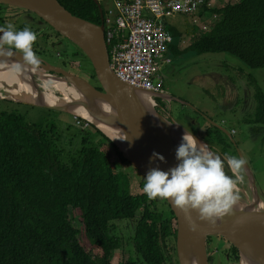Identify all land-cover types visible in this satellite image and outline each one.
<instances>
[{
	"label": "trees",
	"instance_id": "obj_1",
	"mask_svg": "<svg viewBox=\"0 0 264 264\" xmlns=\"http://www.w3.org/2000/svg\"><path fill=\"white\" fill-rule=\"evenodd\" d=\"M57 1L74 16L101 23L93 0ZM208 2L198 15L200 19L214 15L216 20L183 50L179 49L182 34L169 29L173 41L168 56L224 52L250 68H264V0H237L217 7H208ZM98 4L105 11L99 0ZM14 11L27 15L20 25ZM39 21L29 11L0 4V25H27L37 34L32 45L36 55L48 48L50 33L61 36ZM196 31L194 25L192 32ZM71 58L88 62L77 47ZM89 74L95 80L92 69ZM240 101L245 106L247 96ZM250 103L253 112L246 122L264 142V92L255 88ZM208 125L201 139L213 153L209 144L228 155L226 135ZM77 129L71 135L54 124L31 123L16 110H0V264H164L169 253L175 255L176 219L168 204L146 197L142 175L139 192L132 193L124 165L132 166L116 145L92 124ZM105 147L112 148L116 160ZM226 170L231 176L227 165ZM120 220L132 222L130 239L138 260L112 262L120 247L115 226ZM230 248L237 261V250Z\"/></svg>",
	"mask_w": 264,
	"mask_h": 264
},
{
	"label": "water",
	"instance_id": "obj_2",
	"mask_svg": "<svg viewBox=\"0 0 264 264\" xmlns=\"http://www.w3.org/2000/svg\"><path fill=\"white\" fill-rule=\"evenodd\" d=\"M93 1L101 16L102 11L98 0ZM0 4L33 13L42 22L73 43L88 59L101 89L99 91L81 77L39 60L37 65L28 66V68L24 66L21 70L25 75H29L32 84H35V81L33 74L29 73V68L37 72L42 70V74L51 77L56 76L51 72L57 73L59 76L56 77L62 78L66 84L75 88L80 93L81 99L58 105H46L42 102L20 99L19 103L71 115L70 107L72 105L83 107L88 114L94 116L97 122L116 127L120 131L123 139L122 146L118 150L142 176L151 167H159L161 170L167 171L168 168L175 166L177 161L174 158V135L177 130L183 132L185 128L175 123L171 118L167 119L154 108L155 97H162L166 101H170V97L162 92L151 93L134 88L114 75L109 65L104 41V28L101 23L96 25L72 15L57 0H0ZM162 23L165 24L164 21ZM20 60L21 57L17 54L11 58H4L2 61L15 64ZM139 93L150 95L153 114L145 108ZM0 98L3 97L0 96ZM97 101L107 107V113L98 108ZM212 125L230 137L227 130L215 123ZM192 135L198 143H204L212 152L199 135ZM107 137L116 145L111 137ZM153 152L163 156V161L156 158L150 161L149 158ZM238 156L244 159L239 151ZM244 166L249 172L246 164ZM247 176L250 177L253 188V205L237 201L232 213L225 215L214 225H210L206 221H197L195 212L186 216L165 200L176 219L175 253L178 264H208L206 237L216 235L221 236L237 249L239 264L242 259L249 264H264V210L255 208L254 204L260 201V197L255 189L252 176L248 174ZM190 220L195 223L194 231L189 230Z\"/></svg>",
	"mask_w": 264,
	"mask_h": 264
},
{
	"label": "rangeland",
	"instance_id": "obj_3",
	"mask_svg": "<svg viewBox=\"0 0 264 264\" xmlns=\"http://www.w3.org/2000/svg\"><path fill=\"white\" fill-rule=\"evenodd\" d=\"M235 1L237 0H211L210 7H217ZM99 2L105 10L113 6L111 0H99ZM19 13L20 11L17 12V16H14V14H9V16L12 18L14 16V19L20 25L27 15ZM191 19L180 14L165 17L166 29L168 31L174 29L182 34L179 43L180 50L185 49L192 39L198 37L201 32L207 31L209 26L216 20V16L209 15L205 19L198 17V20L194 22L196 24H193ZM194 25L197 28L195 34L192 32ZM203 26L206 27V30H203ZM32 29L34 30V27ZM63 40L68 43L69 47L73 46L69 41ZM168 57L171 61L168 64H162L156 81H161V91L164 95L170 97V101H166L162 97H155L154 101L159 105L156 108L157 112L164 114V111H166L175 123L188 129L192 134H196L195 126L189 121H185L184 115L196 122L199 131L204 126L209 127L208 123L211 125L215 123L227 130L230 133V137H227V139L232 147L228 150V155L240 158L238 156L239 151L250 172L249 174L243 166L239 173L241 180L236 184L240 189L236 193L239 196L238 202L246 203L253 196V192H250V189L252 191V185L250 177L246 174L247 171L248 175L253 178L260 201L264 204V142L259 135H254L253 124L248 123L250 121L246 122L247 118H250L248 116L253 112L250 111V97L253 95L255 88L264 92V68H250L238 58L224 52L195 54L186 51L178 56L170 55ZM72 64L74 65L72 71L75 74L82 75L83 72H88L83 67H78L77 62ZM84 67L89 69L90 64L87 63V67ZM93 83L96 85V81ZM0 95L3 97L0 98L1 100H9V102L0 101V110H16L31 123H41L44 126L54 124L57 130H64L65 133L71 135L77 134L79 131L77 127H74L73 115L69 113L16 104L19 103V100L7 99V94L2 88L0 89ZM244 96H247L246 107L240 101ZM200 137H205V133L202 132ZM209 145L212 146L213 154L220 156L223 161L224 156L219 154L218 147L212 144ZM116 147L121 148L117 143ZM104 149L111 152L112 160L117 159L112 148L105 147ZM224 164V171L227 173L226 161ZM124 172L129 177L131 192H139L140 174L126 164L124 165ZM155 200L160 202L159 198H155ZM163 209L166 212L165 214L168 215V211L164 206ZM262 210H264V207ZM115 226H117L116 234L119 238L120 247L115 251L112 262L127 259L138 260L140 257L135 253L130 239L132 222L120 220L115 222ZM207 241L209 243H207L206 254L207 257H211L208 264H239L238 259L235 261L228 253L230 252V244L221 236L208 237ZM171 254H167L169 259L164 264H170L171 261L176 264V253H174V257ZM226 255L228 256L226 257Z\"/></svg>",
	"mask_w": 264,
	"mask_h": 264
},
{
	"label": "clouds",
	"instance_id": "obj_4",
	"mask_svg": "<svg viewBox=\"0 0 264 264\" xmlns=\"http://www.w3.org/2000/svg\"><path fill=\"white\" fill-rule=\"evenodd\" d=\"M36 39L37 34L27 25L23 28L11 23L0 25V60L19 54L21 60L15 62V72L21 71L24 66L37 65L39 59L32 48ZM201 144L185 128L174 152L177 163L167 171L159 167L149 168L143 176V193L149 200H167L186 216L195 212L197 221L214 225L225 215L231 214L239 200L235 187L241 180L239 173L246 161L227 154L222 161L220 156L207 151ZM153 158L164 159L155 152L150 161ZM225 161L231 176L225 174ZM189 230H195V223L191 220Z\"/></svg>",
	"mask_w": 264,
	"mask_h": 264
},
{
	"label": "built area",
	"instance_id": "obj_5",
	"mask_svg": "<svg viewBox=\"0 0 264 264\" xmlns=\"http://www.w3.org/2000/svg\"><path fill=\"white\" fill-rule=\"evenodd\" d=\"M111 1L112 8L101 12L110 68L119 80L128 85L151 93L162 92L161 81L156 80L162 64L170 62L165 52L173 41L166 29L165 17L186 15L196 24L194 22L200 17L199 9L205 0ZM203 30H206L205 26ZM74 125L87 128L89 122L80 120Z\"/></svg>",
	"mask_w": 264,
	"mask_h": 264
},
{
	"label": "bare ground",
	"instance_id": "obj_6",
	"mask_svg": "<svg viewBox=\"0 0 264 264\" xmlns=\"http://www.w3.org/2000/svg\"><path fill=\"white\" fill-rule=\"evenodd\" d=\"M165 54H168V51H166ZM12 66H14V63L0 60V89L2 88L3 91L7 94L6 96L7 99L10 100L20 99L31 102H42L46 105H58L61 103H68L70 101H77L81 99L80 93L71 85L66 84L62 78H58L55 75H54L55 77L53 76L51 77L47 74H42L41 73L42 71L40 70L37 72L29 68V73L31 75L33 74L32 75L34 77L33 80L35 81V84H32L29 75L28 76L25 75L22 71L19 72L13 71ZM26 68H28V66H26ZM0 96L2 97V95ZM139 96L145 108H147V110H149L153 114L150 95L149 94L147 95L145 93H139ZM97 103L99 109H101L105 113L108 112L107 107L104 104L99 103V101H97ZM70 112L72 113V115L75 114L73 116L74 123L76 121L85 120L90 122L91 124H95V126L99 128L102 131V133H104L106 136L111 137L112 140H114L120 147L122 146L123 137L120 131L116 129V127L109 126L105 123L103 124L97 122L94 116L88 114L83 107H80L78 105H72L70 107ZM181 134L182 132L180 130H177V132H175L173 139L174 148H176V146L180 143ZM201 147L209 151L204 143L201 144ZM246 174L248 173L246 172ZM239 191H240L239 187L236 186L235 192L238 193ZM250 192H253V188L252 191L250 189ZM253 200L254 199L251 198V200L247 201L246 204L253 205L252 204ZM254 206L257 209L262 210L264 204L261 201H259L258 203L254 204ZM240 264H249V263L242 259L240 260Z\"/></svg>",
	"mask_w": 264,
	"mask_h": 264
},
{
	"label": "flooded vegetation",
	"instance_id": "obj_7",
	"mask_svg": "<svg viewBox=\"0 0 264 264\" xmlns=\"http://www.w3.org/2000/svg\"><path fill=\"white\" fill-rule=\"evenodd\" d=\"M17 14V13H16ZM38 22V21H37ZM40 23H42L41 21H39ZM63 37V36H62ZM50 41L51 43L49 44L48 48H43L42 50H40V53L37 55L38 59L42 62H46V63H49L50 65H53V66H57V67H60L62 69H64L65 71L73 74V75H76L78 77H81L82 79L86 80L89 84H91L93 87H95L97 90L101 91L96 79H92L90 77V70H91V66L89 69H87V63H89V61L87 62L85 59H82V62H79L78 60H73L71 57H72V54L74 52V48L72 47H75L70 41V43L73 45L72 47H69L68 46V43L61 38V36H56L52 33H50ZM66 41L67 38H66ZM70 44V45H71ZM39 51V49L37 50V52ZM62 59H66L67 61H65V63L63 64L62 62ZM73 62H77V66L78 67H83V69H86L88 72H83L82 75L80 74H75L72 70L74 68V65L72 64ZM84 62V63H83ZM86 66L87 68H85L84 66ZM42 71V70H40ZM53 75H56V76H59L57 73H53L51 72ZM94 81H96V85L93 83ZM157 107H159V105L157 104ZM155 107V108H157ZM157 110V109H156ZM162 114V113H161ZM169 113H167L166 111H164V114H162L164 117H166L167 119L171 118L170 115H168ZM169 116V117H168ZM184 119L185 121H189L193 126H195V131H196V135H199V137L201 136L202 132L205 133V130L207 129V126H204L203 127V130L201 129L199 131L198 129V125L196 124V122L192 119H189L186 115H184ZM190 125V124H189ZM225 134V133H224ZM226 135V134H225ZM226 137L229 138V136L226 135ZM201 138V137H200ZM230 148H232L231 146L227 145L226 146V150H230ZM219 149V148H218ZM220 150V149H219ZM229 152V151H228ZM220 155H223L221 154V151L219 152ZM224 156V155H223ZM211 237V236H209ZM208 237H206V251H207V243H209L207 241ZM230 244V243H229ZM230 247H231V244H230ZM235 248V247H234ZM236 249V248H235ZM237 250V249H236ZM238 252V251H237ZM227 253V252H226ZM228 253H231V248H230V252Z\"/></svg>",
	"mask_w": 264,
	"mask_h": 264
}]
</instances>
